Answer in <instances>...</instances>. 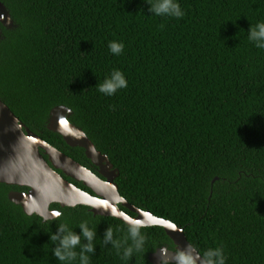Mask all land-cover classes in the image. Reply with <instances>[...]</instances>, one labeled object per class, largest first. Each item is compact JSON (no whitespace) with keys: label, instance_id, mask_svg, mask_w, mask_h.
Instances as JSON below:
<instances>
[{"label":"trees","instance_id":"1","mask_svg":"<svg viewBox=\"0 0 264 264\" xmlns=\"http://www.w3.org/2000/svg\"><path fill=\"white\" fill-rule=\"evenodd\" d=\"M0 1L14 24L2 27L0 100L26 128L89 168L82 148L47 128L65 106L118 169L129 204L183 229L202 258L219 247L226 264H264V49L248 38L264 0H177L180 18L155 15L148 0ZM111 41L123 43L120 55ZM114 70L127 87L108 96L98 85ZM13 190L25 191L0 184V264H81L82 254L89 264H151L157 249H175L159 226L142 228L136 249L127 224L85 206L28 216L9 201ZM81 224L95 232L91 252ZM62 226L81 237L63 262Z\"/></svg>","mask_w":264,"mask_h":264},{"label":"water","instance_id":"2","mask_svg":"<svg viewBox=\"0 0 264 264\" xmlns=\"http://www.w3.org/2000/svg\"><path fill=\"white\" fill-rule=\"evenodd\" d=\"M2 27L12 29L14 24L9 10L0 1V39ZM70 114L71 111L65 106L52 109L48 130L60 135L69 147L82 148L86 158L99 168L100 175L106 180L100 179L31 132L0 100V184L28 189L27 192L10 191L9 201L20 206L26 215L39 216L43 221L61 215L59 211L51 209L55 204L60 208L85 206L94 216L113 217L125 224L130 219L137 222L144 220L148 223L147 227L163 228L175 248L157 249L148 257L151 264H177L175 258L180 251L191 253L196 264H202L203 258L189 244L183 229L134 207L120 196L115 183L118 169L95 148L80 128L69 122ZM64 176L82 183L94 195L68 182ZM120 207L135 216H129Z\"/></svg>","mask_w":264,"mask_h":264},{"label":"clouds","instance_id":"3","mask_svg":"<svg viewBox=\"0 0 264 264\" xmlns=\"http://www.w3.org/2000/svg\"><path fill=\"white\" fill-rule=\"evenodd\" d=\"M150 4V11L157 16H172L180 18L184 15V12L177 2V0H148ZM248 38L255 43V46L260 49H264V22L256 24L255 27H251L248 31ZM109 50L114 55H120L124 49V45L121 42L111 41L108 45ZM127 87V79L122 71L114 70L111 75L104 80L102 84L98 85V90L108 96L114 95L118 90ZM74 206V205H73ZM129 234L132 240L135 242V248L140 249L144 240L141 237V229L148 226V223L144 220L137 222L135 219L127 220ZM80 227L83 230V236L90 242L85 252H91L94 250L91 241L95 236V232L90 230L86 224H81ZM61 231H66V234L60 239V247L54 251L55 256L60 261H70L75 258V252L73 249L80 244V235L75 234L70 230H66L64 226L61 227ZM113 233L108 230L106 233V239L111 240ZM58 237L53 235L51 239L55 241ZM133 248L128 247L124 250L123 255L130 257L132 255ZM177 264H196L195 257L188 252L180 251L176 255ZM81 264H89V258L86 255H81ZM202 264H226L224 252L221 248H209L203 253Z\"/></svg>","mask_w":264,"mask_h":264},{"label":"flooded vegetation","instance_id":"4","mask_svg":"<svg viewBox=\"0 0 264 264\" xmlns=\"http://www.w3.org/2000/svg\"><path fill=\"white\" fill-rule=\"evenodd\" d=\"M86 169H88L89 171H91L94 175H96V176L99 177L100 179H102V180H104V181L106 180L103 176L100 175V170H99V168H98L97 166L93 165L92 163L89 164V168H86ZM68 179H69V178H68ZM70 180H71V179H70ZM71 181H73L74 183L78 184L77 187L80 188V189H82L81 187H84L83 184L80 183V182H76V181H74V180H71ZM74 183H72V184H74ZM74 185H75V184H74ZM75 186H76V185H75ZM21 189H24L25 191H18V192H27V191H28V189H26V188H21ZM84 189H85V191H87L88 193L94 195V194L90 191V189H88V188H86V187H84ZM13 191H17V190H13Z\"/></svg>","mask_w":264,"mask_h":264}]
</instances>
